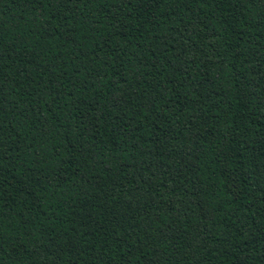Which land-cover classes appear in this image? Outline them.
I'll use <instances>...</instances> for the list:
<instances>
[{"label": "trees", "instance_id": "trees-1", "mask_svg": "<svg viewBox=\"0 0 264 264\" xmlns=\"http://www.w3.org/2000/svg\"><path fill=\"white\" fill-rule=\"evenodd\" d=\"M0 264H264V0H0Z\"/></svg>", "mask_w": 264, "mask_h": 264}]
</instances>
